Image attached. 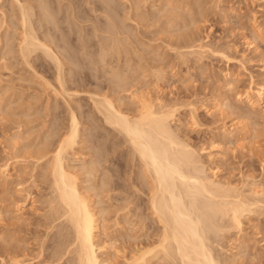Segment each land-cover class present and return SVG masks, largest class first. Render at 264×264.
Segmentation results:
<instances>
[{
  "label": "rangeland",
  "instance_id": "374dc122",
  "mask_svg": "<svg viewBox=\"0 0 264 264\" xmlns=\"http://www.w3.org/2000/svg\"><path fill=\"white\" fill-rule=\"evenodd\" d=\"M12 1L14 2V0H0V7H2V3H3V5L6 6V7L4 6V8L2 7L5 10V12L7 10L8 12L10 11L9 9L10 6H11L12 11L13 9L16 10L18 6H14V8L12 9V6L16 3V1L13 5H12ZM10 2H11V5H9ZM147 2L148 0H128V1L127 0H118V1L115 0V3L118 4V6L120 5L118 9L120 10L121 8L122 10H124V12L122 10L120 11L118 10L116 14H120V16H122L121 12H123L122 13L123 16L124 14L126 15V17L124 16L123 18L127 19V20L126 19L124 20L121 18L120 20H122V23L121 21L119 23L120 17H118L119 15H115L118 18L117 19L118 24L122 25L123 23L124 24L126 23L124 25L126 29L120 26L122 28L121 32H124V30L129 29L131 36L127 35V32H129V30L125 31L124 34L121 33V35L123 34L126 37H124L123 35L122 36L119 35L120 33L118 35L110 34V33H106L107 31H103V30L102 31L99 30V33L97 34V36L95 34L92 35V38H93L92 45L94 43V45L92 46V49L94 51H95L94 46H97V45L99 46L103 43H104L103 45H105V42L102 39L106 37H110L111 39V37L114 36L115 39L119 38V40H121L117 42L120 43L118 45H121L120 47L122 48H120L116 44L115 45L116 49H114L113 51L115 50L117 51L115 52L112 51L111 55L109 56L110 57L112 55L113 56L111 58H109L108 56L107 59L105 60L107 62L105 63L108 64V61H109L108 58L110 59L111 63L114 62V59H115V62L113 63V65L115 64L116 66L115 65L114 66L118 68H114V66L110 64V61H109V64L113 66V68L109 64L108 65L110 66V68H112V70L119 69V71L122 72L123 76L128 78L125 84L126 86L124 85L125 90L122 88L123 86L121 87V90H120V87L117 88V90L115 89L116 92L114 89L111 88V86L113 87L115 83L112 82L114 85L111 83L112 75L110 76V72H109L110 70L108 71L109 73L107 74V76L108 75L110 76L111 78L110 80H109V77L107 80L106 78L107 76L104 75L106 74L105 70L107 71L108 69L107 67H105L107 65H103L105 70L101 69V64H105L103 62V63H98V67H96V68H100V69H97L98 72L96 71V68H94V66H92L94 69H91L92 71L90 70V73L91 72L94 73L96 76H99V78L98 77L95 78L96 76H93L91 77L92 79H90V75H89L88 77L90 81L85 80L82 82L83 85L80 87L81 89L80 88L78 89L80 93H78L77 96L76 94H74L75 96H72L70 98L69 95L66 94L65 98H62L61 95H60L61 96L60 98V96L58 95L54 96L55 93H53L54 90H52L53 86H50L49 84L45 83L43 81L44 80L43 77H42L43 78L42 80L40 78V76H44L45 78H48L49 80L52 79L56 81L55 75H54L56 71L55 72L54 70L51 71V69L52 68L54 69V67H52L51 69L50 67L49 69L46 68L47 67L46 64L48 62L44 64V66L42 67L37 65V63H36L37 65L36 66L34 63L31 65V67L27 68V66L29 65L26 62H24L23 58L21 59L22 57L21 55L20 56L18 55L19 52L16 51L17 46H14L13 48V50L15 49L14 50L15 53L9 52L8 54H10L9 56H11V53L15 54V55L12 54V60H13V56L14 57L19 56L14 60L19 59L21 62L17 61L14 65L15 61L14 62L11 61V58L8 59V55L7 57L4 56L6 59L5 58H3V60L0 59L1 60L0 64L2 63V65H0V164H3L5 162L9 163L10 164L9 171L11 172V173L9 172L11 174L10 175L11 177H10V180H8V182L2 183V181L0 180V246L9 245L10 243L13 244L15 241H17L16 242L17 244L19 243L24 244V242H20L22 240L24 241V239H25V242L29 243V241L33 238L35 239L36 236H37L36 238H40L39 236H41V234H42L40 238L41 240L39 241H42V239L44 238L43 234L44 236H46L48 232L47 227L49 228V226L48 225L45 226V223L47 222L46 221L47 217L45 216V214L47 213H44L45 211L44 209H46L45 212L48 211V208H47L48 204L46 203L47 201L46 196L49 198V195L47 194L51 192L49 190L50 189L49 184L51 180V179L49 180V178H51V176L48 175L49 172L47 169L49 166L47 167L45 162L46 161L48 162V159L50 160L51 152L48 153V156L45 159H43V161L39 160L40 162H37L38 160H35L36 159L35 157L38 155L35 154V151L36 152L39 151V150L37 151V149H40L43 146L46 139H48V141L52 140V142L54 143L55 140L56 141L58 140L57 138L60 135H64V133L67 132L65 128L66 127L68 128L69 126V118H70L69 111H71V109H76L77 106L78 108L76 109V112L78 113V115H81L80 120L82 122L81 124L82 133L80 134L81 136L78 137V140L80 142L78 141L75 147L70 149L69 154H67L66 162L70 164L72 170L74 171L76 170L75 173L78 174L77 175L78 180H79L82 190L84 189L83 190L84 192L88 191L87 194L91 195L92 193L90 191H93L95 189V192L93 191L94 194H92L93 196L91 195L94 198L91 197V199L92 201H94V206H96L95 207L96 210L100 211V209L102 208H103L102 210H106L104 211L105 215L104 216L100 215V217L102 216L101 220L103 218V220L101 221V224L103 223L102 225L103 226L105 225L106 230H107L106 232L111 234L110 236H115L113 241L116 243H114L113 241L112 242L116 245H113L111 243L113 247L109 246V249L112 247L109 252L111 253L110 255H112V259L113 260L118 259L119 261L118 264H125V263L129 264L126 261L130 258V256L134 255V252H133L134 247H136L139 243L141 244V241H143L144 236L142 237L143 233H140V232H144V231L140 228L139 223H137L138 222L137 219H139V217L134 218V216H136L135 211L134 212L132 211V214L134 213V215H133V218H131L132 217L131 212H130V215H128L126 213L127 209L123 207V206H126V205H123L125 204L123 200L125 196L127 198V195L129 194L128 195L130 196L129 198L132 197L131 198L132 200H134V198L138 200V195L141 193L140 192L138 194L137 192L136 194L135 189L130 185L131 183H129L130 180L132 181V177H133V181L136 182L135 177L137 174L136 173L137 169L139 167V164H137V161H136L137 158L135 157L136 159H134V162L133 161L132 163L130 162L131 161L130 158L132 157L130 156L129 148L131 147L127 146L128 142L124 144V142L126 141H125V137L123 136V134L113 129L112 127H109L108 124L106 125L102 119V116L100 114L99 116L96 111H93L95 110V108H93L94 105L92 101V93H91L92 91L93 92L97 91L96 93L97 94L99 93V95L110 92L107 94L109 95L111 94L110 96L116 100L117 102L116 104H119L117 106L119 107L122 106L121 109L122 108L123 110L125 109V111L129 112L131 115H134L133 112L136 114L139 111L140 109L139 106H141L140 105L141 98L144 99L142 100V102L147 100L146 102H152V103L154 102V103L159 104L163 101V103L161 104L165 105L166 103V105L164 106L160 104L162 106V109H168L170 107L171 108L173 107L174 109L173 108L172 109L174 111L176 110L174 119L172 120L173 124L171 123L173 128L177 130V132L180 134L182 139L184 140L187 139L193 146L197 148V151L200 152L199 155L201 156V159L204 162L206 161L208 162V163L206 162L207 163L206 165L208 166L207 172L210 176L218 178V179H222L224 181L226 180L229 183L231 182L230 184L233 183L232 184L233 186L234 185L236 186L238 184L239 186L238 185L237 186L242 187L243 189L244 187L245 189H247V186L249 188L248 183L250 182L251 184L252 180H254L253 178H255V180H258L259 182L264 181V113L261 111L260 108L254 109V112L252 111L253 114L248 113L249 106L245 102V99L240 102L237 99V94H236L237 92L244 93V91L248 88L249 86L248 84L250 83V80H251L250 79L251 75L254 77L255 83H258V84L264 83V59L260 53L261 49L264 48V39L257 38L258 36L257 37L254 36L255 34L253 33L254 25H257L259 23L260 25L264 26V0H166V1L165 0H149V2L148 3ZM140 3H143L141 4L142 7L139 5ZM7 4L9 5V7ZM136 7L140 9H137ZM15 10L13 12H15ZM100 11H101V14H100ZM8 12H7L8 14L7 15L8 19H7L6 15L5 17H3L4 12L2 13V9H0V16L3 14L1 16V19L3 17L6 23L9 22L8 23L9 25H8V24H5L3 20L0 19L1 24L2 23L5 24V25L2 24L0 26V32H2V34L0 33V35H2L0 36V39L3 38L4 36L3 32H5L6 34V30L8 26H9L8 28L9 35H12L13 33L12 34L10 33L13 32L15 29L14 28L13 30H10L14 27V25H11L10 22H13L14 20L16 22L17 15H14V17L13 16L11 17L9 14L11 13L12 15L13 12H10V13ZM98 12L100 15L98 14ZM16 13H17V10H16ZM92 14L96 16L99 15L98 19L100 20L105 21L106 19L104 17L105 13L104 11H102V9H100L99 11L97 10L93 11ZM127 14L128 15L131 14L132 17L131 16L127 17ZM188 17L189 19L191 18L192 20L194 17L195 21L194 20L193 21L196 23H194L191 19L189 21V19H187ZM98 19L97 21H99ZM93 20L94 21H92V25H93V22H96L95 21L96 19H93ZM123 21H126V22H123ZM189 22H193V23H189ZM188 24H190L189 28H191V30H193L194 28L193 31L198 34V37L201 38V40L203 41L205 40L204 43L209 42L210 44L208 45H211V43L213 44V46L211 45V49L210 48L207 49L208 47L206 48V51L208 53L204 51L203 52L204 54H203L202 51H200L202 53L200 54V56L198 55L199 54L198 52H195L196 54L193 53L195 54V57L192 56L193 54L190 55V53H189V57H187L186 55L185 56L180 55V57H178L179 54L176 50H179L180 48L177 47L176 44L181 42V41L178 42V40H180L178 39L180 38L179 33H183L182 31L185 32L187 30L185 29V27ZM15 25H18L17 22ZM191 25H193L194 27ZM4 26L6 27V30ZM127 26L129 28H127ZM17 29H15L16 30L15 32L16 33L20 32L19 30L17 31ZM19 29H20V25H19ZM104 32H105V35H104ZM16 33L14 34L15 36L13 35L14 37L12 36L14 41H15ZM109 34L112 36H109ZM99 35H100V38H102L101 40L98 39ZM94 36L96 37L94 38ZM132 36H135V37L132 38ZM9 37L11 38V36H8L7 38ZM7 38L5 35V38H3V42H4V39L6 40ZM129 39H131V41ZM11 40L8 39V41H11ZM96 40L98 41L99 44L97 43ZM99 40L102 41V43H100ZM105 40L106 42L108 41L112 43L113 39L109 41V38H106ZM8 41L6 40L7 43H10ZM14 41H11V42H14ZM122 41H123L124 46H122ZM176 41L178 43L173 45V43H175ZM3 42L2 43L0 42V50L3 49L2 47H4V45L6 44V42L5 43ZM130 42H132V44H130ZM17 43H18V40H17ZM125 43H127V45ZM134 43L137 46V47L135 46L136 48L134 49L136 52L133 50ZM139 43L142 45H140ZM169 43L172 44V46ZM13 45H16V42L12 44V46ZM128 45H132L133 48ZM98 46L96 48H98ZM100 47L101 46H99L97 51H99ZM221 47L227 48L226 50H228L229 54L231 55V59H229L230 61L225 60L226 59L225 57H223L222 59V56H220V52H221L220 50L224 49V48L220 49ZM8 48L3 49L5 51V52L3 51V53L6 54V50ZM130 48L131 50H133L132 51L133 53L129 52ZM230 48H234L235 50L234 49L231 50ZM172 49L173 50L175 49L174 50L175 52ZM123 51L124 53L126 52L125 55L129 56V58L124 55ZM127 51L129 52V54ZM216 51L218 54H216ZM1 52L2 50L0 51V54L3 57V54ZM117 52L120 53L119 55L120 57L118 56V54H116ZM211 52L213 53V56H211L212 55ZM140 53H142L141 54L142 57H140L141 56ZM175 53L177 54V56ZM1 55H0V58H2ZM201 55L202 56L204 55L202 59H200ZM197 56H198V59H197ZM124 57H126L125 59L126 61L128 60H131V61L130 62L128 61L129 63L125 62L124 59H121ZM94 58H96V55H94ZM180 58L182 60H180ZM119 59H121L122 61ZM196 60H197V63H196ZM116 61L120 65H122L121 68H119V64ZM7 62H11V63L13 62V63L12 64L8 63L11 65V66L10 65L8 66ZM22 62L24 63L21 64ZM5 63L7 67L5 66ZM127 63L129 65H127ZM52 64L50 65L53 66ZM3 65L5 68L3 67ZM149 65L150 67L148 68ZM32 66L35 67L37 70H34L35 68H32ZM29 68H32V70L31 69L29 70ZM153 68H156V69H153ZM86 69H89V68L85 67V70L84 69L83 70L85 73H88L89 71H87ZM126 69L127 70L130 69L128 70V73ZM160 69L163 71V73ZM93 70H95L96 73ZM153 70H155L156 72H154ZM157 70H159L162 74L158 72ZM35 71L36 73L38 71L39 77H37L38 75L35 73ZM101 72H105V73H101ZM40 73L42 75H40ZM35 77H37V79ZM231 77L232 79H236L234 82L235 85L233 86V88L229 87L231 89L228 90V88L224 85L226 84L225 81L230 80ZM29 79L32 81H30ZM33 79H36V80H33ZM96 79H97V82H95ZM55 81L54 83L52 81L51 82L55 84ZM38 82H40L41 84ZM109 83L111 86L109 85ZM56 84L58 85V83ZM88 85H91V86H88ZM94 85L97 87H95ZM49 86L51 88H49ZM106 86H108L109 88ZM96 88H99V89L96 90ZM84 89H86V91H84ZM92 89H95V91ZM110 90L111 91L114 90V91L111 93ZM154 94L155 96L153 98L152 95ZM62 99H64V101ZM65 102H67L68 105L71 103L70 106L73 108H70V106H68L67 103ZM190 102L192 103V105ZM232 102L234 103L232 104ZM194 103H195L196 112H197L195 113V117L197 116L196 120H193L194 114L190 112L191 110H189L191 106L194 105ZM74 105L76 106V108ZM167 105H168V108H166ZM234 106H236L237 108L235 107L236 109H232L234 108ZM240 106L242 107V109ZM55 109L57 110L55 111ZM51 110H53L55 113ZM93 112H95L96 115L93 114ZM85 113L86 114L88 113V115L86 116ZM254 113L258 114L256 115L257 117H255ZM93 119H95L94 120L95 122L97 121V123L94 122L95 125L94 123L93 124L91 123L93 122ZM90 120L92 121L90 122ZM98 120L101 123H99ZM88 121L90 122L91 125L89 124ZM85 128H87L86 131H85ZM92 129L93 130L96 129L95 132L98 131L97 134ZM225 130L228 132H231L230 133L231 136L229 138H225V136H222L224 135V133H226V132H223ZM83 133L85 134V136ZM87 133H91L92 135L90 134L88 135ZM91 136H93V139L94 138L95 139L92 140ZM95 145L103 148V153L106 151L104 153V158H105V154H107L106 156L108 157L105 158L106 159L105 162L103 161L104 164L106 163L105 165L102 164L98 166V168L101 166L103 168L101 169L99 168V171L94 170L93 173L91 172L90 175H87L89 173H85V172L87 169H90L89 167L92 165L91 163H88V162H92L94 157H97L96 155H93V153L95 154L94 148H99V147H94ZM39 146L41 147L38 148ZM33 154L34 156L35 155L36 156L31 157L33 156ZM34 161L37 162L38 165H40V163L42 164L45 163L43 165H46L45 167L47 169L43 167L42 164H41L42 166H38V165L35 166L36 163ZM125 162L127 163L125 164ZM128 162H130L131 164ZM133 163H136L138 165V166L136 165L137 168L135 164H134L135 168L134 166H131L133 165ZM85 164L88 166H85ZM110 164H111V169H105V167L106 166L108 167ZM84 166L86 167V169L84 168ZM100 170H104V171H100ZM99 172H102V173H99ZM108 172H110L111 175L114 173L115 176L112 175L113 176L112 179L113 180L115 179L114 183L116 182V180L118 181L119 179L120 181V182L118 181L119 184L116 182L117 187L118 185H120L119 187H121V183H122L121 189L118 188L119 191L116 190V188H113L111 190V194H109L110 197L108 196L109 192L108 193L107 191L104 192L105 190L104 187L102 188L104 190L101 191L102 189L100 188V185H99V179L101 180V178L105 175L107 176L110 175ZM94 173H96L97 175L93 176ZM86 175H87V178L90 179V180L88 179L89 181L87 180V178H85ZM250 175H251L250 178H252L253 176L252 180L248 179ZM45 176L47 177L45 178ZM93 178L95 180H93ZM85 179L88 182L92 180L91 181L92 185L93 184L94 185L93 187L91 185L90 186L93 189L88 185L90 183H88ZM244 179L245 181H247V184L246 182L244 183L245 185L243 184ZM125 181L126 183H124ZM98 185L99 187H97ZM88 186L89 188H91V190L88 189ZM98 189H101V190H98ZM26 190L29 193H31V199L27 201V203L25 204V208H23L22 210L16 211L14 205L12 204L13 203L12 200L15 198H18V196H21L20 198H24L23 197L24 194L25 195L27 194ZM100 191L102 193H100ZM98 195H100L101 197ZM112 195H113V198H112ZM144 196L145 195H143L142 197V194H141V198H144ZM98 198H101L102 201H100L101 199H98ZM115 198H117L116 199L117 201L115 200ZM97 200L100 203H98ZM136 201L131 203L132 205L131 204L130 205L132 207L135 206ZM45 203L47 205H45ZM95 203L99 204V206L96 205ZM119 206H122L121 209L123 212L121 211ZM116 207H118L119 211L117 210ZM143 210L147 213V215L150 214L149 217H152L150 209L145 210V207H144ZM101 212L103 213V211ZM101 212H98V213H101ZM106 212H109V213H106ZM115 213H116V216H115ZM124 213H126L128 217L127 215L124 216L123 215ZM107 214H109V216H107ZM256 216L253 213L245 216L242 228L236 229L235 227H233L231 230H229L228 233L226 232L225 234H222L223 238L221 237L220 238L221 240L219 239L220 242L218 241L219 247L216 245L219 248V249L217 248L218 251H220V253L225 258L228 255L235 256L236 257L235 260L231 258L232 262L233 260L234 262L237 261L235 262V264H238V263L241 264L240 262H242V264H264V217H263L264 213H262V216L259 215L260 217L258 215ZM105 217H108V218H105ZM132 219L134 220L136 219V222L134 220L133 222ZM131 221L133 224H131ZM134 223L136 225H134ZM114 226H117V227H114ZM137 226H138V229H137ZM35 231H37L38 234L40 235H38L37 232L35 233ZM102 231H103V228H102ZM18 233H20V235ZM101 235L102 237H100ZM100 236L98 237L100 241H101V238L102 240H104V237L105 238L107 237L104 233L100 234ZM12 239H14L15 241L14 240L12 241ZM34 239L30 241L31 242L30 245L33 244L32 241H34ZM49 239L50 237L46 239L44 238L43 240L49 241ZM52 239L49 242H51ZM47 241H45V245ZM53 243L54 242L52 241V244ZM121 245L123 246V248ZM36 246H39V245H36ZM36 246L34 245L33 248H35ZM129 246H131L130 247L131 249L128 248ZM130 250L132 251L130 252ZM121 253H123L124 256ZM106 254L104 255L102 254V255L105 256ZM107 256L108 255H106L105 257ZM125 256H127L126 257L127 259L125 258ZM124 258L126 261L124 260ZM45 259L46 258L43 256H42V259L40 258L41 264H46V262H43L45 261ZM134 262L135 263H132V264H140L136 261ZM36 263L34 262L32 264H36ZM158 264H165V263L162 261V263L160 262Z\"/></svg>",
  "mask_w": 264,
  "mask_h": 264
},
{
  "label": "bare ground",
  "instance_id": "6f19581e",
  "mask_svg": "<svg viewBox=\"0 0 264 264\" xmlns=\"http://www.w3.org/2000/svg\"><path fill=\"white\" fill-rule=\"evenodd\" d=\"M15 1H16V3H15ZM116 1H118V0H116ZM148 2H149V0H148ZM116 3H115V0H29V1L28 0H14V2L12 1V5L14 4L12 6V9L14 8V6H18L17 8L15 7L17 10V13H16L15 9H13V11L15 10V12H13L11 10V6L9 8L10 11L8 12V10H7L5 12V10L3 9L5 5H3V3H2L3 8L0 7V9H2V13L4 12L3 13L4 15L2 14L3 17H5V15H6V18L8 19L7 12L8 13L13 12L12 15H11V13L9 14L11 17L12 16L14 17V15H17L16 22L18 25H15L16 24L15 20L13 22H10L11 25H14V27L10 30H13L14 28L17 29V27H18L17 31L19 30L20 32L16 33L15 32L16 30L14 29L13 32L10 31L11 32L10 34H12V33L13 34L9 35V33H8V28H9L8 23L9 22L6 23L4 21L3 17L1 19L2 15L0 16V19L3 20V22L5 24H8L7 30H6V27L4 26L5 30H6V34H5V32H3L4 33L3 38H5V35H6V38L8 36H11V38L9 37L6 39L7 41H8V39L11 40V39H13V37L15 36L14 34L16 33L15 41H14V39L11 40L14 42L8 41L10 43H7L5 39H4V42H3V38H1L2 41L0 39L1 43L6 42V44L4 45L5 48H8L10 46L8 48L10 51L7 49L8 51L6 50V54L3 53V51H4L3 49H5V48L2 47L3 49H1L2 50L1 53L3 54V57L0 54L2 57L0 59L3 60V58L7 57V55H8V59L11 58V61H13V62L15 61L14 62V65H15V63L17 61H20V60L19 59L14 60V59H16L17 57H19L21 55L22 56L21 59L23 58L24 62H26L29 65V66H27V68L31 67V65L34 63H35V65L37 63V65L42 67V66H44V64H46L48 62L46 64L47 65L46 68L49 69V67H50V69H51L52 67H54V69L52 68L51 71H53V70H54V72L56 71L54 75H55V79L57 82L55 80H52V79L49 80L48 78H45L44 76H40V78H41V80L44 78L43 81L45 83L49 84L50 86H53L54 89L52 88V90H54V92H53V93H55L54 96L55 95L56 96L61 95L62 98H65L66 94H68L70 98L72 96H75L74 94H76V96H77V94L80 93L78 89L83 85L82 82L85 80H89V77H88L89 75H90V79H92L91 77L96 76L94 73L91 72L92 74H94V75H92L90 73V70L98 67V63L107 62L105 60L107 59V57L109 55H111V52L114 49H116L115 45L120 44L118 42L121 40H119V38L115 39L114 36H112L110 34H117L118 35L120 33L119 35H121V33L124 34L125 31L129 30V29H127V30L123 29L124 32H121L122 28L120 26H122L126 29V27L124 26L126 23L125 24L123 23L122 25L118 24V21H117L118 18L115 15H119L118 16V17H120L119 23H120V21L122 23V20H120V19L121 18L124 19L123 17L124 16L126 17V15L124 14V16H123L122 13L124 12V10H122L121 8H120V10L123 11V12H121L122 16H120V14H116V12H118V10H119L118 8L120 6V5L118 6V4H116ZM144 3H145V1H144ZM141 4H143V3L139 4L142 7ZM9 5H11V2ZM9 5H8V7H9ZM136 8L140 9L138 7H136ZM100 9H102V11H104V13H105L104 14L105 15L104 17L106 18L105 21L98 19L99 18L98 16L101 14V11H100V14L98 12V14H99L98 16L94 15L95 13L92 14L93 11H96V10L99 11ZM190 13H189V15H190ZM128 16L132 17L131 14L130 15L127 14V17ZM93 19H96L95 20L96 22H93V25H92V21H94ZM97 19L99 21H97ZM187 19H189V17ZM190 19H189V21H190ZM193 20L195 21L194 17H193ZM123 22H126V21H123ZM186 22H188V21H186ZM193 22H189V23H193ZM4 23H2V24H4ZM194 23H196V22H194ZM2 24L0 22V26ZM19 25H20V29H19ZM187 26H188V28H187ZM189 26H190V24L186 25L185 29H187V30L185 32L182 31L183 33H179L180 38H178V37L177 38L180 39V40H178V42L181 41L180 43H178L177 41L175 43L172 42L173 45L178 43V44H176L177 47L180 48V49L178 48L179 50H176L179 54L178 57H180V55L181 56L186 55L187 57H189V53H190V55H192L195 52H198L199 53L198 55L200 56V54H202L204 51H206L207 47H208L207 49H209V48L211 49V45L213 46L212 43H211V45H208V44H210L209 42L204 43L205 40L204 41L201 40V38L198 37V34L193 31L194 28H193V30H191V28H189ZM191 26H193V25H191ZM127 28H129V27L127 26ZM99 30L107 31L106 33H110L109 36H112L111 39H113V40H112V43H110L108 41L106 42L105 39L109 38V41H110L111 40L110 37L104 36L106 38L102 39V38H100V35H99L98 39H100V40L102 39L105 42V45H103L104 43L99 45L102 47V48L100 47L101 50L99 49V51H97L99 46L97 45L98 48H96L97 46H94L95 47V51H94L92 49V46L94 45V43L92 45V39H93L92 35L95 34L97 36V34L99 33ZM253 31H254L253 33L255 34L254 36H256V37L258 36L257 38H263L264 39V26H262L258 23L257 25H254ZM0 33L2 34V32H0ZM7 34H8V36H7ZM17 34H18V36H17ZM101 34H103V33H101ZM104 35H105V32H104ZM127 35H130V30H129V32H127ZM132 35H133V33H132ZM0 36H2V35H0ZM96 36H94V38ZM124 37H126V36H124ZM133 37H135V36H132V38ZM256 37H255V39H256ZM126 39H128V38H126ZM17 40H18V43H17ZM100 40H99V42L102 43V41H100ZM129 40L131 41V39H129ZM257 40H259V39H257ZM133 41H135V40H133ZM15 42H16V45L12 46V44H14ZM97 43H98V41H97ZM125 44L127 45V43H125ZM130 44H132V42H130ZM133 45H134L133 46L134 48L132 47V45H128V46H131L134 50L137 46L135 45V43ZM140 45H142V44H140ZM170 45L172 46V44H170ZM14 46H17L16 51L19 52V54H18L19 56H16V57L13 56V60H12V54L13 53H11V56H9L10 54H8V53L14 52V50H15V49L13 50ZM118 46L120 47L121 45H118ZM122 46H124L123 41H122ZM251 46H253V45H251ZM120 48H122V47H120ZM148 48H149V46H148ZM222 48H224V47H221L220 49H222ZM126 49H127V47H126ZM145 49H146V47H145ZM226 49L227 48L220 50L221 51L220 56H222V59H223V57H225L226 58V59L224 58L225 60L230 61L229 59H231V55L229 54L228 50H226ZM230 49L232 50L234 48H230ZM262 49H261L260 53L264 59V48H262ZM130 50H131V48H130ZM130 50H129V52L133 53L132 52L133 50H131V51ZM115 51H117V50H115ZM115 51H113V52H115ZM200 51H202V53ZM129 52H128V54H129ZM206 52H205V54H206ZM123 53H124V51H123ZM125 53H124V55H125ZM116 54H118V56L120 55V53H118V52ZM141 54L142 53H140V55ZM195 54H193L192 56L195 57ZM216 54H218L217 51H216ZM13 55H15V54H13ZM94 55H96V58H94ZM125 56H127V55H125ZM176 56H177V54H176ZM203 56L201 55L200 59H202ZM211 56H213V53ZM235 56H237V55H235ZM111 57L109 56V58H111ZM127 57L129 58V56H127ZM140 57H142V55ZM109 58H108V60L110 61ZM232 58H233V56H232ZM121 59L125 60L126 57L121 58ZM121 59H119V60H121ZM197 59H198V56H197ZM180 60H182V59L180 58ZM109 61H108V64H109ZM128 61L130 62L131 60H128ZM128 61L125 60V62H128ZM24 62H22L21 64H23ZM114 62H115V59H114ZM114 62L111 63V61H110V64L113 65ZM125 62H123V63H125ZM8 63H11V62H7V64ZM128 63H127V65H129ZM196 63H197V60H196ZM50 64H52L53 66H51ZM108 64H106V63L101 64V69H104L103 65H107L105 67H107L108 70L106 71L104 69L106 72V74H104V75L107 76V74L110 72V76L112 75L111 76L112 79L110 78L109 75L106 78L108 80V77H109V80L110 79L112 80L111 83L112 82L115 83V85L112 83L114 85L113 87L110 85V83H109V85L114 90L115 89L117 90V88H119V87L121 90L122 86H123L122 88L124 89L126 86L125 84H126L128 78L124 77L122 72L119 71V69L118 70L117 69L112 70V68L115 64L113 66H111L109 64L112 68H110V66ZM121 64H122V62H121ZM0 65H2V63ZM9 65L10 64H8V66ZM150 65L148 66V68L150 67ZM5 66H6V63H5ZM33 66H32V68H35ZM92 66H94V68ZM115 66H114V68H118ZM3 67H4V65H3ZM85 67L89 68V69H86L87 71H89L88 73L84 72ZM121 67H122V65L119 64V68H121ZM153 67H154V65H153ZM200 67H201V65H200ZM32 68H29V70L30 69L32 70ZM97 69H100V68H96V71H97ZM153 69H156V68H153ZM34 70H37V69L35 68ZM128 70H130V69H128ZM128 70H127V73H128ZM38 71H37V73L35 71V73L38 75L37 77H39ZM93 71L96 73L95 70H93ZM153 71L156 72L155 70H153ZM157 71L160 72L159 70H157ZM105 72H101V73H105ZM162 73H163V71H162ZM40 75H42V74L40 73ZM102 76H103V74H102ZM37 77H35V78L37 79ZM97 77L99 78V76H96L95 78H97ZM32 78H33V76H32ZM36 79H33V80H36ZM53 79H54V77H53ZM250 79H251L250 83L248 84L249 86L244 91V93H241V92L236 93L237 99L240 102L245 99V102L249 106L248 107L249 109L246 107L249 110L248 113L253 114L254 109H257V108H260L261 111L264 113V83H260V84L255 83L254 77L252 75H251ZM235 80L236 79H232V77H231L230 80L225 81L226 84L224 86H226L228 88V90L231 89L229 87L233 88V86L235 85V83H234ZM30 81H32V80H30ZM51 81L53 83L55 81V84L58 83V85L53 84ZM91 82H92V80H91ZM95 82H97V79ZM38 83H40V82H38ZM99 83H100V81H99ZM47 84H46V86H47ZM50 86H49V88H51ZM88 86H91V85H88ZM99 86H100V84H99ZM95 87H97V86H95ZM106 87H108V86H106ZM98 89L99 88H96V90H98ZM92 90L95 91V89H92ZM116 90H115V92H116ZM84 91H86V89H84ZM113 91H111V93ZM96 92H93V91L91 92L92 93V101H93V105H94L93 108H95V110H93V109L92 110L96 111L98 113V115L100 114L102 116V119L106 125L108 124L109 127H112L113 129H115V130H117L123 134V136L125 137V141H126V142H124V144L128 142L127 146L131 147V148H129L130 149L129 153H130V156L132 157V158H130L131 159L130 162L131 163H132V161L134 162V159L137 158L136 161H137V164H139V167H138L137 172H136L137 174L135 177L136 182L133 181V177H132L133 182L130 180L131 178L128 179V180H130V182H129V183H131L130 185L135 189L136 194H137V192H138V194L141 192L138 195L139 201L136 198H134V200L135 201L137 200V201L135 203L136 205L132 207L131 203H133L135 201L131 199L132 197L129 198L130 197V196H128L129 194L127 195V198L125 196L124 199L123 198L122 199L124 200V203H125L123 205H126V206H123L127 209L126 213L128 215H130V212L132 214V211L133 212L135 211L136 216H134V218L139 217V219H137V221H138L137 223H139L140 228L144 231V232H140V233H143L142 237L144 236L143 237L144 239H143V241H141V244L139 243L136 247H134V245H133L134 255L132 253L133 256H130V258L128 256L129 259L127 261L125 260V258L127 256H125L124 260L129 264L135 263L134 261H136L140 264H158L160 262L162 263V261L165 264H231L232 259L235 260L236 257L233 255L232 256L228 255L225 258L220 253V251H218V249H219L218 248L219 247L218 241L220 242V240H221L220 238L221 237L223 238L222 234H225L226 232L228 233L229 230H231L233 227H235L236 229L237 228L241 229L242 225H243L244 218L248 214L250 215L253 213V214H255V216L256 215L262 216V213H264V181L259 182L258 180H255V178H253V176H252V178L254 180H252V178H250L251 177V175H250L248 179H251L252 182L250 184V182H249L250 180H249L248 181L249 182L248 183L249 188L247 186V189H245V187L243 189L242 187H238L239 186L238 184H237L238 186L237 185L233 186L232 185L233 183L230 184L231 182L229 183L226 180L224 181L222 179H218V178L210 176L207 172L208 166L206 164L208 162L207 161H206L207 163L204 162L201 159V156L199 155L200 152L197 151V148L195 146H193L187 139L186 140L182 139L180 134L177 132V130L175 128H173V126H172L173 121L172 120L174 119L176 110L174 111L173 107H172L173 109L171 107L168 108V105L166 107L168 109H162L161 105H164V104H161V103H163V101L159 104L154 103V102L153 103L152 102H146L147 100L142 102V100H144V99L141 98V100L139 99L141 101V104H140L141 106H139L140 107L139 111L136 114L133 112L134 115H131L129 112L125 111V109L124 110H123V108L121 109L122 106L121 107L117 106L119 104H116L117 103L116 100L110 96L111 94L110 95L107 94L110 92L104 93L102 95H99V93L97 94ZM61 96H60V98H61ZM154 96H155V94L152 95L153 98H154ZM156 96H158V95H156ZM146 99H147V97H146ZM62 100L64 101V99H62ZM65 103H67V102H65ZM233 103L234 102H232V104ZM227 104H229V103H227ZM230 104H231V102H230ZM67 105H68V103H67ZM70 105H71V103L68 106H70ZM165 105H166V103H165ZM191 105H192V103H191ZM235 107L236 106H234V108H232V109L237 108V107L236 108ZM70 108H73V107L70 106ZM75 108H76V106H75ZM77 108H78V106H77ZM76 109H71V111H69L70 112L69 126H68V128L67 127L65 128L67 130V132H65L66 134L64 133V135H60V136L58 135L59 137L57 136L58 140L57 141L55 140L56 142L53 139L54 143L52 142L51 139H50L51 141H48V139H46L43 146L38 147V148L41 147L40 149H37V151L38 150L39 151L38 152L35 151V154L38 156L35 155L36 156L35 157L34 154H33V156H31V157H35L36 158L35 160H38L37 162H40V161H43V159H45L48 156V153L51 152L50 160L48 158H47L48 162L46 161L47 159L45 160L47 167L49 166L48 169L45 167L46 165H43L45 163H43V164L40 163V165H38L37 162H35V161L34 162L36 163L35 166L36 165H38V166L43 165V167H45L48 170V172H49L48 175L51 176V178H49V180L51 179L50 184H49L50 185L49 190L51 192L47 194V195H49V198L46 196V200L48 201V202L46 201V203L48 204V207H47L48 211L45 212L46 209H44L45 210L44 213H47V214H45V216L47 217V219H46L47 222L45 223V226L48 225L49 228L47 227L48 232H47L46 236H44V234H43V237L45 239L50 237L49 241L53 237L52 241L54 243L52 244V241L49 242L47 240H43L44 238L42 239V241H39V240H41L40 238H41L42 234H41V236H39L40 238H36L37 236L35 237V239L33 238L34 241H32V243L35 246L39 245V246H36L35 248H33V246H34L33 244L30 245V243H31L30 241L33 239H31L29 241V243L25 242V239H24V241L23 240L20 241V242H24V244L19 243L21 245L17 244L16 243L17 241L12 239V241L13 240L15 241L13 243L14 245L12 243H10L12 245L11 246L8 243L9 245L0 246V264H32L34 262L41 264L40 258L42 259V256L46 258L45 261L42 260L43 262H46V264H49V263L50 264H118L119 263L118 259L114 258L115 260H113L112 255H110L111 253H109L110 249L113 247V245H116V244H114L116 242L113 241L115 236H110L111 234L106 232L107 230H106L105 225L103 226L102 225L103 223L101 224V221L103 220V218L101 220L102 216L100 217V215L104 216L105 215L104 211H106V210H102L103 209L102 208V209H100V211H97L95 208L96 206H94V201H92V199H91V197L93 196L92 194H94L93 191L95 192V189L93 191H90L92 193L91 194L92 196L90 194H87L88 191L84 192L83 191L84 189L82 190V188L80 186L78 176H77L78 174L75 173L76 170L75 171L72 170L70 164H68V162H66L67 154H69L70 149L74 148L75 145L78 143V141H79L78 137L81 136L80 134L82 133L81 132L82 131L81 130L82 122L80 120L81 115H78V113L76 112ZM241 109H242V107H241ZM56 110L57 109H55V111ZM59 110H60V108H59ZM189 110H191L190 112H192L194 114L193 120H196L197 116L195 117V113H197V112H196L195 103L193 106H191V108ZM51 111H53V110H51ZM93 114L96 115L95 112H93ZM93 114H92V116H93ZM87 115H88V113L86 114V116ZM256 115H258V114H255V117H257ZM95 119H93V122H91L92 120H90V122L93 124L95 122L94 121ZM90 122H89V124H90ZM98 122H99V120H98ZM95 123H97V121ZM95 123H94V125H95ZM99 123H101V122H99ZM96 126H97V124H96ZM96 126H95V128H96ZM54 129H55V127H54ZM86 129L87 128H85V131H86ZM93 131L95 132L96 129H94ZM97 132H95V133L97 134ZM223 132H226V133H224V135H222V136H225V138H229L231 136L230 135L231 132H228L226 130ZM46 133H48V132H46ZM87 134L92 135L91 133H87ZM84 136H85V134H84ZM91 137H92V140L95 139V138L93 139V136H91ZM54 138H56V137H54ZM94 147H99V146L95 145ZM92 148H93V146H92ZM94 149L93 150H94L95 154L93 153V155H96L97 157H94L92 162H88V163H91L92 165L91 166L89 165L90 166L89 168L91 170L90 169L86 170L85 173H89L87 175H90L91 172L93 173L94 170L99 171V168L100 169L103 168L102 166L98 168V166H100L102 164L105 165L106 163L104 164L103 161L105 162V160H106L105 158L108 157V156H106L107 154H105V158H104V153L106 151L103 153V148L99 147V148H94ZM52 152H53V154H52ZM131 153H132V155H131ZM130 162H128V163H130ZM126 163L127 162H125V164ZM134 164H135V166L137 165L136 163H133V165H131V166H134ZM9 165L10 164L7 162L0 164V180L2 181V183L8 182V180H10V177H11L10 173L11 172L9 171ZM85 166H88V165L85 164ZM85 166H84V168L86 169ZM109 166L108 167L106 166L105 169H111V164ZM135 166H134V168H135ZM137 166H136V168H137ZM100 171H104V170H100ZM108 171H110V170H108ZM110 172H112V171H110ZM110 172H108V173L110 174ZM99 173H102V172H99ZM80 175H81V173H80ZM87 175L85 178H87ZM96 175L97 174L94 173L93 176H96ZM110 175H108V176L105 175L102 178L99 177V178H101V180L99 179L100 188L102 189L104 187L105 190L104 189H102V190L98 189V190H101V191L104 190V192L107 191V193L109 192L108 196H109V194H111V190L113 188H116V190H118V188L121 189V187H122V183H121V187H119L120 185H118V187H117L116 182L118 183L119 179H118V181L116 180V182L114 183L115 179L114 180L112 179V177H113L112 175H114V173L111 176ZM47 176H45V178ZM88 179L89 178H87V180ZM93 180H95V179L93 178ZM128 180H126V181H128ZM91 181L88 182V183H90L88 185L89 186L91 185L93 187L94 184L92 185ZM100 181H102V182H100ZM126 181L124 183H126ZM245 182L247 184V181H245V179H244L243 184ZM99 185L97 187H99ZM89 186H88V189L91 190L92 187L90 186L91 188H89ZM123 186H125V185H123ZM124 188H126V187H124ZM133 188H131V189H133ZM122 190H123V188H122ZM101 191H100V193H102ZM123 192H125V191H123ZM26 193H27L26 195L25 194H24V196L22 195L24 198H20L21 196H18V198H15L12 200V202H13L12 204L14 205L16 211H19V210H22L23 208H25V204L27 203L28 200L31 199V193H29L28 191ZM119 194H120V192H119ZM141 194H142V197H143V195H145L144 198H141ZM98 196H100V195H98ZM120 196H121V194H120ZM92 198H94V197H92ZM112 198H113V195H112ZM98 199H101V198H98ZM116 199L117 198H115V200ZM100 201H102V199ZM46 203H45V205H47ZM98 203H100V202L98 201ZM96 205L99 206V204H96ZM119 207L121 209L122 206H119ZM144 207H145V210L150 209L151 216L153 217V219H152V217H149L150 214L147 215V213L143 210ZM44 208H46V207H44ZM116 208L118 210V207H116ZM101 211H103L104 214ZM121 211H122V209H121ZM121 211H120V213H121ZM98 212H101V213H98ZM109 212H106V213H109ZM126 213H124L123 215L126 216L127 215ZM128 215H127V217H128ZM133 215H134V213L132 214L131 218H133ZM107 216H109V214H107ZM115 216H116V213H115ZM105 218H108V217H105ZM116 220H117V218H116ZM133 220L134 219H132V221ZM44 221H43V223H44ZM132 221H131V224H133ZM134 221L136 222V219ZM149 222H150V224H149ZM128 223H130V222H128ZM128 223H127V225H128ZM134 225H136V224L134 223ZM45 226H44V228H45ZM258 226H259V224H258ZM114 227H117V226H114ZM102 228H103V231H102ZM18 229H20V228H18ZM128 229H130V228H128ZM137 229H138V226H137ZM145 229H147V230H145ZM45 230H46V228H45ZM36 232L37 231H35V233ZM103 233L107 236L106 237L107 239L104 237V240H102V238H101V241H100L98 239V237L100 236V234H103ZM18 234L20 235V233H18ZM37 234H38V232H37ZM37 234H35V235H37ZM38 235H40V234H38ZM100 237H102V235ZM45 241H47L46 245H45ZM119 241H117V242H119ZM15 244H17V245H15ZM109 246H112V247L109 249ZM124 246H125V244H124ZM130 247L131 246H129L128 248H130ZM122 248H123V246H122ZM123 250H122V252H123ZM125 251H126V249H125ZM131 251L132 250H130V252ZM102 254L103 255L106 254L108 256L105 257L106 255L103 256ZM121 254L123 255V253H121ZM124 254H125V252H124ZM118 256H120V255H118ZM228 257H230V258H228ZM234 260H233V262H234ZM238 261H240V260H238ZM241 261H243V260H241ZM233 262H232V264H233ZM235 262H237V261H235ZM235 262H234V264H235ZM122 263H123V261H122ZM240 263L242 264V262H240Z\"/></svg>",
  "mask_w": 264,
  "mask_h": 264
}]
</instances>
